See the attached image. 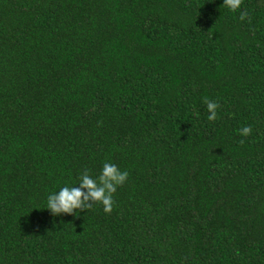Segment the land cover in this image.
<instances>
[{"label":"trees","instance_id":"1","mask_svg":"<svg viewBox=\"0 0 264 264\" xmlns=\"http://www.w3.org/2000/svg\"><path fill=\"white\" fill-rule=\"evenodd\" d=\"M0 264H264V0H0Z\"/></svg>","mask_w":264,"mask_h":264},{"label":"clouds","instance_id":"2","mask_svg":"<svg viewBox=\"0 0 264 264\" xmlns=\"http://www.w3.org/2000/svg\"><path fill=\"white\" fill-rule=\"evenodd\" d=\"M243 0H223V4L230 11L235 12L240 8ZM248 17L247 11L240 13L239 19L244 20ZM207 107L209 121H215L217 117V109L220 107L218 101L204 98ZM253 129L251 125H246L238 129V133L242 136L251 135ZM244 143L243 140L240 141ZM129 177L127 170H121L115 163L105 162L100 174L96 177L90 174L88 169H84L78 177V185L61 187L58 192H52L47 196V206L53 216L61 214L76 215L77 210L87 211L92 209L95 204L103 206L106 213H111L115 200L113 199L117 188L123 186Z\"/></svg>","mask_w":264,"mask_h":264}]
</instances>
